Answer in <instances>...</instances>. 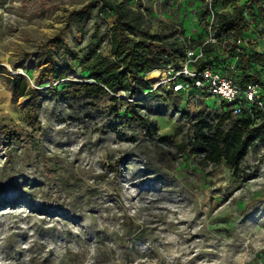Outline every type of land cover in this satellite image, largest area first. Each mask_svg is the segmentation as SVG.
<instances>
[{
  "label": "rangeland",
  "instance_id": "1",
  "mask_svg": "<svg viewBox=\"0 0 264 264\" xmlns=\"http://www.w3.org/2000/svg\"><path fill=\"white\" fill-rule=\"evenodd\" d=\"M91 1L0 0V126L16 127L0 140V264L264 262V141L243 157L242 179L189 151L195 115L214 124L222 114L214 97L158 85L134 98L142 127L126 112L125 92L79 93L70 81L91 80L75 56L114 58V13L99 4L81 23L73 15ZM243 3L250 52L264 54V0ZM129 4L158 42L182 49L207 38L209 13L233 11L223 0ZM54 37L70 47L69 55L50 51L68 67L54 83L59 93L48 81L35 83ZM222 50L208 46V59ZM256 67L264 69V60ZM155 71L146 74L151 82ZM17 74L39 91L34 113L29 95L14 96L6 84Z\"/></svg>",
  "mask_w": 264,
  "mask_h": 264
},
{
  "label": "trees",
  "instance_id": "2",
  "mask_svg": "<svg viewBox=\"0 0 264 264\" xmlns=\"http://www.w3.org/2000/svg\"><path fill=\"white\" fill-rule=\"evenodd\" d=\"M132 0H93L74 11L77 23L83 22L90 10L103 5L114 13V19L110 26L108 44L110 55L114 58L103 56L98 52H92L86 57L76 59L81 67L83 79H89L87 83H75L79 85V93L88 97L98 98L109 93L125 92L131 99L129 108H125L132 120L144 127L147 124L145 116L137 109L138 102L134 100L137 95L151 89L152 82L147 79L146 74L155 71L165 65L168 61L164 56L175 58L181 55L184 49L175 46L172 42H158L154 35L142 27V15L130 6ZM205 2L206 0H197ZM217 0H212L214 4ZM224 4H232V12H215V25L222 31H233L247 44L248 53L242 57L240 62L241 81L247 78L261 81L264 85V69L256 67L258 62L264 60V54L254 51L250 52L249 41L245 34L248 25L244 18L243 10L246 4H237V0H223ZM47 57L39 64L40 70L35 78L36 84L45 81L50 83V88L59 93L55 82L68 76V67L61 65L58 59L51 54L52 49L61 50L69 55L70 47L61 38L54 37L46 42ZM211 60L209 59L208 62ZM6 84L14 96L21 97L29 95L28 108L32 113L38 106L39 91L37 88H28L26 80L19 74L5 77ZM67 90L66 86L62 88ZM111 99L117 98L111 96ZM213 124L199 112L195 115L194 133L191 138L190 153L200 155L206 162L218 164L223 162L234 175L239 176L240 163L243 157L256 141H264V117L258 110H253V116L243 112L240 116H232L224 110ZM232 117L228 125L225 124ZM0 140L8 141L10 135L16 132V127L0 126Z\"/></svg>",
  "mask_w": 264,
  "mask_h": 264
},
{
  "label": "built area",
  "instance_id": "3",
  "mask_svg": "<svg viewBox=\"0 0 264 264\" xmlns=\"http://www.w3.org/2000/svg\"><path fill=\"white\" fill-rule=\"evenodd\" d=\"M208 16L207 38L194 48L186 47L175 58L165 55L168 61L156 69L150 91L165 84L173 93L212 96L217 106L223 104L224 110L232 116H240L244 111L253 116V110H258L264 117L263 83L251 78L241 81L240 62L248 53L246 42L233 31H220L215 25V12ZM218 45L223 48L222 52L208 62L207 47Z\"/></svg>",
  "mask_w": 264,
  "mask_h": 264
},
{
  "label": "bare ground",
  "instance_id": "4",
  "mask_svg": "<svg viewBox=\"0 0 264 264\" xmlns=\"http://www.w3.org/2000/svg\"><path fill=\"white\" fill-rule=\"evenodd\" d=\"M157 73V70L155 71ZM153 72H151L150 74H152ZM154 75V74H153Z\"/></svg>",
  "mask_w": 264,
  "mask_h": 264
}]
</instances>
